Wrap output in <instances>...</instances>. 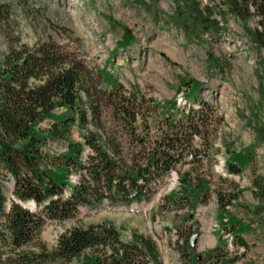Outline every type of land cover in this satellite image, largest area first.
<instances>
[{
	"label": "trees",
	"instance_id": "1",
	"mask_svg": "<svg viewBox=\"0 0 264 264\" xmlns=\"http://www.w3.org/2000/svg\"><path fill=\"white\" fill-rule=\"evenodd\" d=\"M172 2L171 22L191 43L204 44L205 36L224 33L228 16L234 18L257 54L254 73L264 106V0H220L213 6L202 0ZM39 8L31 0H0V32L9 43L6 51L0 49V264H164L151 236L134 234L125 242L107 222L68 228L53 249L38 235L49 222L73 219L83 207L149 200L157 183L179 165L202 163L195 140L210 150L213 113L202 102L182 117L161 114L164 105L146 100L138 89L127 95L123 85L107 79L106 71L90 69L64 44L51 39L33 46L22 43L19 10L41 13ZM132 38L125 32L120 48L128 47ZM192 83L195 95L202 83ZM154 114L163 118L156 137L150 125ZM45 122L49 124L43 128ZM252 127L255 141L264 146V125L254 119ZM74 132L80 140L73 138ZM250 159L248 152L231 151L227 172L241 174ZM179 174L181 204L196 208L215 194L218 218L233 237L232 245L247 251L242 236L250 226L229 212L243 191L223 190L191 170ZM8 179L15 182L9 205L4 192ZM252 186L258 202L253 212L264 227V175ZM182 250L185 264H236L239 259L230 257L227 244L201 258L190 247Z\"/></svg>",
	"mask_w": 264,
	"mask_h": 264
},
{
	"label": "rangeland",
	"instance_id": "2",
	"mask_svg": "<svg viewBox=\"0 0 264 264\" xmlns=\"http://www.w3.org/2000/svg\"><path fill=\"white\" fill-rule=\"evenodd\" d=\"M202 1L213 6L220 0ZM31 5L40 7L41 13L19 10L17 32L22 43L33 46L51 39L64 44L90 69L106 71L107 79L118 81L127 95L138 89L146 100L164 105L161 114L182 117L190 107L198 109L205 102L214 117L209 126L210 150L195 140L204 158L202 163L179 165L157 183V192L149 200L93 210L83 207L73 219L49 222L38 239L53 249L68 228L107 222L117 227L125 242L134 234L151 236L162 251L164 264H185L182 249L189 247L194 257H204L215 247L228 245L232 236L218 218L215 194L196 208L181 204L179 173L191 170L193 176L211 178L223 190L243 191L229 212L250 226L242 236L249 249L228 245L229 255L239 257L236 264H264V227L253 212L258 202L252 186L256 177L264 175V146L255 141L252 127L254 119L264 125V106L254 73L257 54L234 18L229 15L227 30L213 39L205 36L207 42L202 44L189 42L171 22L172 0H31ZM125 32L133 38L121 49ZM7 42L0 32L2 52L8 49ZM192 81L202 83L195 95L191 94ZM96 84L108 87L104 82ZM161 116L154 114L150 121L155 137L163 127ZM73 138L80 140L79 133L74 132ZM50 148L66 149L57 144ZM231 151L251 154L241 174L231 175L226 170ZM12 184L8 179L4 190L8 205L13 198ZM196 235L192 247L191 239ZM31 248L35 249L33 245Z\"/></svg>",
	"mask_w": 264,
	"mask_h": 264
},
{
	"label": "water",
	"instance_id": "3",
	"mask_svg": "<svg viewBox=\"0 0 264 264\" xmlns=\"http://www.w3.org/2000/svg\"><path fill=\"white\" fill-rule=\"evenodd\" d=\"M12 183H13V184H12V186H13L12 189H14L15 182L13 181ZM29 205H31V204H28V206H29ZM197 238H198L197 235L192 237V239H191V246H192V247L195 246Z\"/></svg>",
	"mask_w": 264,
	"mask_h": 264
},
{
	"label": "bare ground",
	"instance_id": "4",
	"mask_svg": "<svg viewBox=\"0 0 264 264\" xmlns=\"http://www.w3.org/2000/svg\"><path fill=\"white\" fill-rule=\"evenodd\" d=\"M208 239H209V240H212V236L210 235V236L208 237Z\"/></svg>",
	"mask_w": 264,
	"mask_h": 264
}]
</instances>
